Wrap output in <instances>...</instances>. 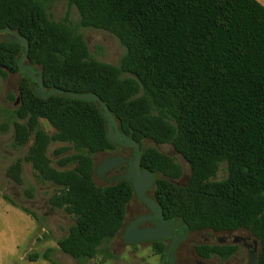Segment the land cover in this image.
Segmentation results:
<instances>
[{"label":"trees","instance_id":"trees-1","mask_svg":"<svg viewBox=\"0 0 264 264\" xmlns=\"http://www.w3.org/2000/svg\"><path fill=\"white\" fill-rule=\"evenodd\" d=\"M60 1L75 7L79 27L106 31L125 49L117 65L99 62L67 17L48 20L45 0H0V79L20 77L19 104L0 109V131L12 126L13 146L28 145L5 174L22 186L26 163L38 182L56 187L49 205L74 219L56 241L60 252L77 264L98 255L112 259L109 242L121 230L133 191L125 181L106 187L93 181L92 155L111 147L99 105L36 95L18 66L25 46L6 41L9 32L28 43L23 66L40 71L45 91L96 94L125 136L170 144L185 160L190 175L181 188L168 181L181 173L172 158L152 148L141 155L146 169L153 173L157 161L166 178L157 181L164 211L195 229H249L260 242L258 264H264V6L255 0ZM51 142L83 151L56 162L60 169L73 168L52 166ZM222 164L226 176L217 181ZM24 195L31 198V190ZM51 252L28 260L59 264ZM157 253H163L161 244Z\"/></svg>","mask_w":264,"mask_h":264},{"label":"rangeland","instance_id":"rangeland-1","mask_svg":"<svg viewBox=\"0 0 264 264\" xmlns=\"http://www.w3.org/2000/svg\"><path fill=\"white\" fill-rule=\"evenodd\" d=\"M45 13L48 20L54 22L62 21L67 17L69 24L76 29L77 33L81 34L90 55L99 62L117 65L125 53L124 47L112 34L99 29L79 27L77 10L66 2L45 0ZM21 64L24 65L25 62L22 61ZM19 80V75L7 74L5 77H1L0 109L12 110L18 106ZM1 122L0 117V124ZM40 125L47 134L54 133L45 120H40ZM12 142V126L5 132L0 131V198L2 200H0V262L2 264H17L11 257L15 252L22 254V261H29V255H41L45 250L50 249L52 250V259L59 264H77V261L60 252L56 245V241L65 237L69 227L74 223V219L62 209H54L49 205V197L56 191V187L50 183L38 182L31 166L26 163L22 165V186L14 184L6 177V168L16 159L23 158L28 146L15 148ZM61 147H68V149L64 154L55 156V151ZM147 147L152 148L153 144L147 142ZM161 148H168V145L164 144ZM78 153H83V151H77L69 144L60 142H51L47 148L51 164L57 169H60L56 164L60 157ZM73 167V164H69L63 169ZM225 176V166L222 164L215 180H222ZM26 189L31 190V198L25 197L24 190ZM2 196H7L17 206L4 200ZM20 207L32 212L34 217L24 212ZM15 245H18L17 250H15ZM109 249L111 253L114 252L112 259L104 260L101 255H98L85 264H160V259L149 248L139 247L112 251L109 246ZM23 264L50 263L39 258L35 262Z\"/></svg>","mask_w":264,"mask_h":264},{"label":"flooded vegetation","instance_id":"flooded-vegetation-1","mask_svg":"<svg viewBox=\"0 0 264 264\" xmlns=\"http://www.w3.org/2000/svg\"><path fill=\"white\" fill-rule=\"evenodd\" d=\"M32 82L35 86V82ZM122 135L124 134L119 130V136ZM147 142L153 144L152 149L156 152L172 158L180 166V175L175 179H169V182L184 188L189 180V166L170 144H166L168 148H161L164 144L142 139L137 143L139 146L137 154L134 147L125 145L123 141L111 142L108 150L94 153L93 181L97 186H112L125 181L133 191L130 201L125 206L121 230L109 242L112 251L149 248L160 259V264H258L260 242L249 229L242 227L224 230L195 229L161 208L157 181L166 178L157 172V161L153 173L142 164L141 155L149 148ZM137 155H139L138 162ZM116 157L122 158L123 161L110 169L103 168L105 161ZM98 170L100 172H97ZM143 172H148L154 177L153 182L144 190V197L152 203V206L139 199L132 187L136 173L143 174ZM128 175L131 176L132 182L126 179ZM148 230H153L157 238L151 241H138L135 244L127 242L138 239L140 232ZM157 244L163 247L162 255L157 253Z\"/></svg>","mask_w":264,"mask_h":264},{"label":"water","instance_id":"water-1","mask_svg":"<svg viewBox=\"0 0 264 264\" xmlns=\"http://www.w3.org/2000/svg\"><path fill=\"white\" fill-rule=\"evenodd\" d=\"M4 31L5 30L0 29V32H4ZM5 40L8 42L19 41L22 43V45L25 46V52L18 60V66H19L20 71L22 73H26L28 75V77L32 81L35 82L34 92L36 95L40 96L42 99H47L53 95H64V96H67L69 98L79 99L82 101H88V102L95 101L99 105L100 110H101V115L106 121V125H107V127H106L107 128L106 138L110 142L121 143L123 141L125 145H129V146L134 147L136 153L138 154L139 146L137 145V143H135L133 140H130L125 135L119 136V129H118V126L116 124L115 119L113 118V116L109 112V109L106 107V105L101 101V99L96 94H90V93L75 94V93H71L68 91L61 90V89H52L49 91H45V89L43 87V79L40 75V71H37L36 73H34L30 67H26V66H23L21 64L23 59H24V56L28 50V43L23 38H21L17 33H13V32H9V36H7L5 38ZM36 74L38 75L37 77L35 76ZM136 160H137V162L139 161V155H137ZM122 161H123V159L120 157L109 159V160L105 161L103 168L104 169H110ZM97 172H100V171L98 170ZM153 178H154L153 175L148 173V172H143V174L136 173L135 181L132 183V187H133V190H134L136 196L139 199H141L142 201H144L145 203H147V205H149V206H152V203H149L148 200L144 197V190H145V187H147L148 185H150L153 182ZM126 179L129 182H132L130 175H128V177H126ZM143 182H146V184H143ZM156 238L157 237L155 236L154 231L148 230V231L140 232L138 239H136L134 241L128 240L127 242L129 244H135L138 241H144V240L151 241V240H154ZM169 251H170V249H169Z\"/></svg>","mask_w":264,"mask_h":264},{"label":"crops","instance_id":"crops-1","mask_svg":"<svg viewBox=\"0 0 264 264\" xmlns=\"http://www.w3.org/2000/svg\"><path fill=\"white\" fill-rule=\"evenodd\" d=\"M255 1H257L260 5L264 6V0H255ZM0 200H1V198H0ZM17 249H18V245H15V250H17ZM11 257H12L13 262L17 263V264L18 263H22L23 264V263H29V262L32 263L31 261H22V254H17V252H15V254L13 253L11 255ZM19 261H22V262H19ZM0 264H2V263L0 262Z\"/></svg>","mask_w":264,"mask_h":264}]
</instances>
